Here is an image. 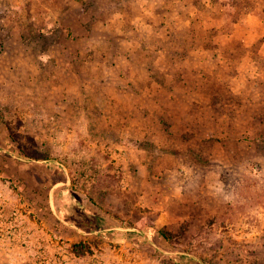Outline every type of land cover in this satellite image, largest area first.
Instances as JSON below:
<instances>
[{
	"label": "rangeland",
	"instance_id": "rangeland-1",
	"mask_svg": "<svg viewBox=\"0 0 264 264\" xmlns=\"http://www.w3.org/2000/svg\"><path fill=\"white\" fill-rule=\"evenodd\" d=\"M0 264H264V0H0Z\"/></svg>",
	"mask_w": 264,
	"mask_h": 264
},
{
	"label": "trees",
	"instance_id": "trees-1",
	"mask_svg": "<svg viewBox=\"0 0 264 264\" xmlns=\"http://www.w3.org/2000/svg\"><path fill=\"white\" fill-rule=\"evenodd\" d=\"M159 232L165 240H167L169 243L172 242L173 235L170 231L167 229H161Z\"/></svg>",
	"mask_w": 264,
	"mask_h": 264
}]
</instances>
